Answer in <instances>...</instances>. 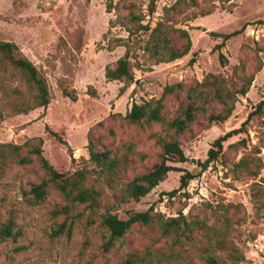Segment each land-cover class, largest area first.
<instances>
[{
	"label": "rangeland",
	"instance_id": "rangeland-1",
	"mask_svg": "<svg viewBox=\"0 0 264 264\" xmlns=\"http://www.w3.org/2000/svg\"><path fill=\"white\" fill-rule=\"evenodd\" d=\"M150 1H133V11L143 16L141 24L153 29L169 17V25L187 31L191 49L177 61L149 70L145 65L144 71L134 69V82L120 93L123 83L107 81L104 73L105 67L114 66L126 48L119 46L109 51L108 47L115 46L116 39L126 40L133 57H138L132 62L141 61L139 47L149 33L129 36L121 22L111 26L116 15L106 12V0H0V42L17 46L18 56L35 66L50 94L46 108L17 114L11 104L18 98L15 90L30 95L29 89L18 73L0 60V112L4 117L0 121V144L20 146L41 138L42 155L58 173L86 170V186L100 191L93 217L91 211L75 208L73 214L80 213L81 217L74 222L71 235L51 237L52 230L64 220L63 216L53 215L64 205L62 196L48 182L35 156H30L32 161L26 165L17 163L12 156L0 157V225L9 222L19 232L15 239L0 241V264H117L129 252L167 251V240L157 241L155 228L136 227L124 237L121 246L103 253L98 218L106 211L126 219L130 212H145L153 207L165 218L178 217L181 211L184 216L220 225L227 205H232L228 240L243 254L241 264H264V104L240 132L223 143L217 160L202 167L214 140L239 129L264 101V25L259 24L264 22V0H199L197 8L185 4V0H154L152 15L147 11ZM211 4L216 6L212 14L192 19ZM173 7L174 11L166 13ZM242 27L245 29L241 34L216 50L222 40L211 33L229 34ZM173 40L177 47L182 46L178 37ZM219 53L226 58L224 65ZM242 65L247 74L258 65L261 69L255 72L249 92L238 96L230 118L208 125L199 117L180 137L186 162L169 163L175 170L139 202H119L125 183L158 164L161 150L153 135H164L156 125L142 128L128 124L123 117L132 104L159 99L166 85L187 87L202 83L210 74L230 81L235 69ZM64 87L75 91L77 101L63 95ZM164 103L172 116L176 100L169 96ZM52 133L66 141L71 152ZM90 141L96 151L108 150L118 159L112 179L100 175L99 168L89 161ZM26 153L24 148L19 152L21 156ZM183 171L195 175L194 179L187 188L169 196L179 188ZM43 182L47 194L43 202L34 205L28 192ZM194 237L200 240L198 235ZM181 264L203 263L187 246L186 260Z\"/></svg>",
	"mask_w": 264,
	"mask_h": 264
},
{
	"label": "trees",
	"instance_id": "trees-1",
	"mask_svg": "<svg viewBox=\"0 0 264 264\" xmlns=\"http://www.w3.org/2000/svg\"><path fill=\"white\" fill-rule=\"evenodd\" d=\"M133 1L118 0L115 3V0H106L105 3L106 12H114L116 15V20L110 21L111 26L121 22L129 36L149 33L144 44L139 47L142 52L139 56L141 61L135 60L132 62L134 57H138L136 55L133 57L130 45L126 40L116 39V45L108 47L109 51L119 46L126 48L124 55L115 62L114 66L108 65L105 67L104 73L107 81L123 83L120 93L134 82V69L144 71L145 65L149 70L152 66L177 61L186 56L191 49V40L187 31L175 29L172 25H169V22L172 21L169 17H165L164 21L158 22L153 29H150L148 24L142 25L143 16L133 11L135 7ZM218 1L223 3L226 0ZM184 2L194 8L200 6L199 0H185ZM211 6L207 10L200 9L192 19L212 14L216 6L214 4H211ZM155 8V2L151 0L147 7L148 14L152 15ZM174 10L175 7L166 9V13ZM123 12L126 13L123 14ZM259 24L264 25V22ZM244 29L242 27L229 34L211 33L212 37L222 40L215 47L216 50H221L225 42L241 34ZM174 36L181 40V47L175 45ZM17 50V46L13 43L0 42L1 64L12 67L18 73L21 81L28 87V93H30V95H25L19 90H15L18 98L12 101V108L17 114H27L38 108H46L50 103V94L46 82L28 59L18 56ZM218 57L220 63L224 65L226 63L225 56L219 53ZM190 63H193V61H190ZM260 69L261 65H258L253 73L247 74L242 65L235 69L234 78L230 81L225 80L222 76L210 74L202 83L196 82L187 87L183 84L166 85L159 99H150L141 104L133 103L123 119L128 124L142 128L156 125L164 135H153L161 150L158 164L152 170L137 175L131 181L125 183L119 192V202H139L141 198L163 182L169 172L175 170V167L169 163L186 162L187 159L181 148L180 137L190 131L191 125L199 117L204 118L208 125L227 121L235 110L238 96H245L249 92L255 72ZM62 93L71 101H77L74 90L64 87ZM169 96L177 102V108L172 116L169 115L170 112L164 103ZM263 104L264 101L259 103L254 113L248 115V118L239 129L230 131L214 140L208 151V159L202 164L203 169L210 162L217 160L218 156L222 154L223 143L240 132L252 116L257 114ZM216 106L219 108L217 109ZM3 118L0 112V121ZM46 130H49L48 127H46ZM52 134L71 152L66 141L60 139L56 133ZM42 144L43 140L41 138L30 139L20 146L0 144V157L12 156L21 165L29 164L32 161L30 156L37 158L40 167L48 177V182L53 185L64 200V205L53 211L55 217L63 216L64 220L52 230L51 237L56 238L63 234L70 236L74 222L81 217L80 213L74 215L73 210L83 207L85 210L91 211L90 217H93L95 210L98 208L100 191L86 186L85 182L89 173L86 170L78 169L73 173H58L42 155ZM23 148L27 153L21 156L19 152ZM88 152L89 161L99 168V174L107 177V179H112L117 172L118 159L113 157L108 150L96 151L91 141L88 144ZM245 166L248 167L246 164ZM194 177L195 175L192 173L183 171L179 179V188L170 192L169 196L173 197L177 191L187 188ZM28 194L31 196L32 204H40L47 194L46 184L43 182L31 187ZM231 208L232 205L223 207L224 214L220 225H210L204 219L184 216L181 211L178 217L165 218L162 214L154 212L153 207L145 212H130L126 219H120L117 215L106 211L98 218L103 240L101 251L109 253L115 247L121 246L124 237L133 228L150 227L158 231L157 241L167 240L165 242L167 251L158 250L153 253L151 250L146 249L144 253L129 252L117 264H181L186 260L187 246L195 250L197 258L203 264H241L244 262L243 254L228 240V232L231 226L228 214ZM194 234L198 235L201 241H197ZM18 235L19 232L14 231L11 223L0 225V241L9 238L15 239Z\"/></svg>",
	"mask_w": 264,
	"mask_h": 264
},
{
	"label": "water",
	"instance_id": "water-1",
	"mask_svg": "<svg viewBox=\"0 0 264 264\" xmlns=\"http://www.w3.org/2000/svg\"><path fill=\"white\" fill-rule=\"evenodd\" d=\"M203 31H206L205 29H203Z\"/></svg>",
	"mask_w": 264,
	"mask_h": 264
}]
</instances>
